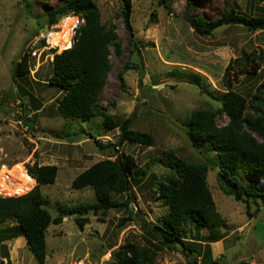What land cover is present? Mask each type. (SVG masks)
I'll use <instances>...</instances> for the list:
<instances>
[{"label":"rangeland","instance_id":"obj_1","mask_svg":"<svg viewBox=\"0 0 264 264\" xmlns=\"http://www.w3.org/2000/svg\"><path fill=\"white\" fill-rule=\"evenodd\" d=\"M27 1L29 8L25 0H0V172L3 167L17 164L26 171L27 163L35 162L58 166L56 181L41 186L46 207L57 216L60 205L70 208L97 201L91 187H72L79 173L100 160L115 159L122 153L133 155L140 181L132 184L134 198L130 208L121 205L92 211L87 214L89 222L83 229L76 224L75 215H68L61 224L50 225L47 232L45 264H110L120 246L128 242L145 244L148 235L141 219L158 223L167 213V206L155 191L158 179L150 181L153 174L165 175L174 158L214 161L213 153H201L194 146L189 123L193 110H218L223 106L217 97L223 98L229 91L224 80L227 67L232 65L228 75L232 89L248 99L264 80V29L250 31L227 25L203 35L189 24L186 16L216 20L231 8L247 17L264 16V0H131L132 38L121 13V0H95L102 21L115 26L121 42L119 55L111 46L112 67L98 105L118 120L133 116L132 128L155 138L154 145L126 142L121 146L115 145L119 127L105 128L102 117L82 121L59 115L56 106L61 91L48 82L56 56L64 54L72 44L62 36L76 21L68 18L78 20L73 44L84 20L69 14L49 25L46 12L63 0ZM63 21L66 26L59 42L67 49H49L48 31H58L61 25L63 30ZM67 43L69 46H65ZM25 51L30 52V72L16 82L14 68ZM139 56L145 67L141 87ZM250 62L260 64L257 73H243L251 67ZM217 122L224 126L229 117L219 113ZM252 134L264 143V137ZM218 172L219 167L211 165L207 180L224 225L203 228L199 234L187 225L186 241L194 253L187 258L181 247L164 248L158 253L156 264H206L203 256L208 244L213 256L208 264H264V204L256 211L254 202L249 207L226 195ZM247 179L264 189V181L255 174H248ZM0 194L22 195L1 186ZM111 198L122 203L128 194L112 193ZM15 223L9 219L0 228H10ZM2 236L0 264H39L24 236ZM215 236L219 240L208 241L215 240Z\"/></svg>","mask_w":264,"mask_h":264},{"label":"trees","instance_id":"obj_2","mask_svg":"<svg viewBox=\"0 0 264 264\" xmlns=\"http://www.w3.org/2000/svg\"><path fill=\"white\" fill-rule=\"evenodd\" d=\"M25 3L29 8L30 2L25 0ZM132 11L131 0H124L121 13L131 38L134 37ZM69 14L79 15L84 23L78 28L72 47L56 56L55 69L48 79L49 84L61 91L56 106L58 114L82 121L102 117L105 128L119 127V138L115 144L118 146L126 142L154 145L155 138L150 133L132 128L133 116L118 120L98 105L112 67L111 46L117 55L121 53V42L115 26L102 21L101 10L95 0H63L46 12L48 24L53 25L62 16ZM186 19L203 35L211 34L223 23L229 27L243 26L250 31L264 29V16L247 17L238 13L235 8L226 9L216 20L190 15ZM250 63L251 67L243 73H257L260 64ZM29 64L30 52L25 51L14 68L13 78L16 82L29 74ZM231 66L227 67L224 76L229 91L223 98L217 97L223 102V106L218 110L196 109L190 116L189 131L194 146L201 153H213L214 161L210 158L205 161L174 158L165 175L158 177L153 174L150 181L158 179L155 191L167 206V213L162 222L158 223L141 219L144 232L148 235L145 236V244L128 242L120 246L113 253L110 264H156L158 253L164 248L177 250L181 247L182 253L189 258L194 250L186 241L187 225L193 226L198 234L203 228L212 229L224 225L225 220L217 211L207 180L213 164L219 167L218 181L226 195L245 202L249 207L254 202L257 205L256 211L261 208V203L264 204V189L247 179V175L253 173L264 181V143L252 134L255 132L264 137V80L248 99L232 89V81L228 76ZM195 77L200 80L198 76ZM19 87L26 95L20 84ZM219 113H225L229 117L228 124H218ZM97 143L102 146L101 142ZM25 169L36 180V184L22 195L4 197L0 194V227L9 219L16 222L10 228H0V235L4 234V239H7L6 234L8 237H13V234L24 236L29 250L39 264L46 263L47 232L50 225L61 224L66 216L75 215L76 224L83 229L89 222L87 214L92 211H105L121 205L130 208L134 198L132 184L140 181L137 161L133 155L122 153L115 159L100 160L79 173L72 181L75 189H94L97 201L70 208L60 205L59 214L53 216L46 207L41 186L56 181L58 166L35 162L27 163ZM112 193H127L128 199L122 203L115 202L111 198ZM214 238L216 239L208 241L219 240L216 236ZM208 245L203 256L206 264L213 258L211 244ZM193 260L197 263L195 258ZM213 261L215 263L216 260Z\"/></svg>","mask_w":264,"mask_h":264},{"label":"bare ground","instance_id":"obj_3","mask_svg":"<svg viewBox=\"0 0 264 264\" xmlns=\"http://www.w3.org/2000/svg\"><path fill=\"white\" fill-rule=\"evenodd\" d=\"M72 19H75L76 21L73 24V26L70 25L68 27V31L64 32L66 25L65 22L63 21L64 23L63 30L62 29L60 30L59 29L60 26H59L58 31L51 36L52 41L57 43L58 48L60 50L67 49V48H62V45L59 42L61 41L62 36L64 41H71L72 44L70 47H72L73 45L72 36L74 35L75 26L78 20L76 17L68 18V20H72ZM60 32L62 33L64 32L62 36H61L62 33ZM69 44L70 43H67L65 46H69ZM35 184H36V180L31 175H29L21 166H19V164L14 165L11 168L3 167V169L0 172V186L16 194L26 193L31 188H33Z\"/></svg>","mask_w":264,"mask_h":264},{"label":"water","instance_id":"obj_4","mask_svg":"<svg viewBox=\"0 0 264 264\" xmlns=\"http://www.w3.org/2000/svg\"><path fill=\"white\" fill-rule=\"evenodd\" d=\"M122 4H124V0H121ZM227 26L226 23H223L222 25L216 27L212 32H217L219 30H221L223 27ZM139 72H138V76H139V83H140V87L142 86V78L145 77V67H144V63L142 61V58L139 56Z\"/></svg>","mask_w":264,"mask_h":264},{"label":"built area","instance_id":"obj_5","mask_svg":"<svg viewBox=\"0 0 264 264\" xmlns=\"http://www.w3.org/2000/svg\"><path fill=\"white\" fill-rule=\"evenodd\" d=\"M77 25H78V22H77V24L75 26V30H76ZM75 30H74V33H75ZM56 32H57L56 30L55 31H51V32L48 31L46 39H47V43H48L49 49H57L58 48L57 43L53 42L52 39H51V36L54 33H56ZM72 38H74V35L72 36Z\"/></svg>","mask_w":264,"mask_h":264}]
</instances>
